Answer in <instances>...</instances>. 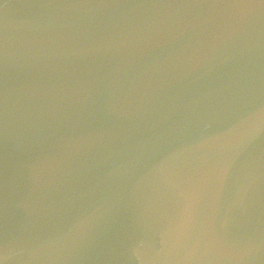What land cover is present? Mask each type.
<instances>
[{"label":"water","instance_id":"1","mask_svg":"<svg viewBox=\"0 0 264 264\" xmlns=\"http://www.w3.org/2000/svg\"><path fill=\"white\" fill-rule=\"evenodd\" d=\"M0 264H264V0H0Z\"/></svg>","mask_w":264,"mask_h":264}]
</instances>
